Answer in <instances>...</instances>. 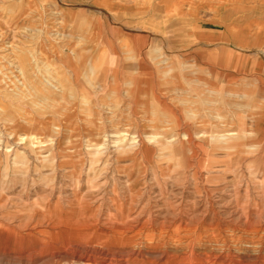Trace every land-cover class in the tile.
<instances>
[{"label":"rangeland","instance_id":"1","mask_svg":"<svg viewBox=\"0 0 264 264\" xmlns=\"http://www.w3.org/2000/svg\"><path fill=\"white\" fill-rule=\"evenodd\" d=\"M196 28L203 31L202 35L196 36ZM227 30L234 35L227 36ZM134 35L136 40L132 39ZM122 48L131 52L120 56ZM136 49L139 60H146L145 51H150V70L158 74L150 78L156 85L154 92L150 91V99H146L150 105L160 103L158 124L179 130L190 128L195 141H202L195 137L197 132L211 130L217 124L222 127L226 122L233 127L243 125L249 132L264 129V0H0V214L18 204L34 203L36 196H17L22 188L28 193L34 188L55 186L63 190L71 186V194L42 196L41 203L55 200L71 209L80 207L86 211L83 220L90 222L98 217L99 226L109 231L114 223L105 222V218L116 216L117 198L124 202L122 210L128 207L131 211L129 234H139L128 244L108 246L110 264H218L219 260V264H228L226 255L240 257L239 263L234 264H264V158L256 159L257 151L234 164L229 174L238 179L227 181L215 180L210 172H196L201 167L196 163L190 167L163 163V152L168 150L164 147L138 158L127 151L122 153L118 142L103 137L105 142L101 145L92 142L90 150L85 148L94 126L99 127L101 122L95 119L99 113L90 106V101H96L93 84H99L101 74L100 69L91 65L96 60L118 65L119 59L133 55ZM166 59L171 68L163 66ZM116 70L120 68L116 66ZM18 73L24 74L21 80L13 77ZM173 76L185 92L177 90L180 87L171 90ZM102 77L105 80L106 76ZM93 79L97 83H92ZM197 82L246 95H228V104H219L214 102V94L205 89H200L204 92L201 95L194 91L192 85ZM251 93L258 95L255 100L248 96ZM183 94L190 99L187 106L178 99ZM144 100L141 97L137 102ZM137 102L127 99L115 113L109 111L113 116L104 114L108 121L103 133L112 137L113 131L131 128L138 138L148 141V136L155 132L148 126L153 117L146 118L142 109L135 106ZM86 103L90 107L84 110ZM236 103L245 106L236 109ZM257 133L255 138H259ZM30 135L43 143L24 150L21 147ZM66 143H74L70 155L66 153ZM18 147L38 172H43L41 160H54L63 163L59 172H69L70 176L59 173L50 181L32 168L28 174L16 177L15 185L3 184L9 161ZM52 147L58 149L54 154ZM98 149L100 156L92 154ZM88 157L114 161L105 167L108 178L91 179V188L87 187L89 180L79 178L89 168L84 166ZM69 158L71 167L65 169ZM141 159L153 162L136 163ZM25 167L23 163L21 168ZM123 169L125 173H121ZM77 183L83 188V198L79 200L73 196ZM132 188L137 195L129 193ZM199 223L206 225L204 230ZM217 225L219 229H214ZM200 230L202 243L190 242ZM179 233H183L180 238ZM153 234L162 238L151 244ZM209 235H217L219 241L225 240L224 244L215 246ZM150 244L157 250L150 248ZM88 254L92 258L90 263H95L94 253L88 250ZM0 257L14 259L17 255ZM225 259L227 263L222 261Z\"/></svg>","mask_w":264,"mask_h":264},{"label":"crops","instance_id":"2","mask_svg":"<svg viewBox=\"0 0 264 264\" xmlns=\"http://www.w3.org/2000/svg\"><path fill=\"white\" fill-rule=\"evenodd\" d=\"M195 31L196 36L203 33L200 28H196ZM225 34L231 37L234 35V32L230 33L229 30H227ZM136 38H138L136 35L132 36V39L136 40ZM119 50L120 56L121 54L123 55V52H131V49L129 48H122ZM145 52L148 56L146 60H139L136 58L137 56H139L136 49L135 51H133V55L130 54L128 56H124V59H119L118 65H116V62L109 65L108 62H105V64L103 63L104 61L98 60H96L93 65H91L96 66L98 69H100L101 74L100 80L98 81L99 84H93V92H95L94 90L97 91L95 98L96 101H90V106L94 109L95 112L99 113L98 117L100 118L95 117V119H100L101 122L99 127H97V125L94 126V130L92 131L93 133L91 132L92 136L88 140H86L87 142L84 146L87 150H90L92 148L90 145L92 142H95L98 145L104 143L105 141L103 140V137L108 138L107 141L113 140V142H118V146L122 148V153H126L127 151V153L135 154V156H137L138 158L145 157L146 153L152 152L158 147H164L168 148V150L163 152V155L166 156V160H163V163H179L187 165L188 167L196 163L198 165H201V167L198 168L199 170H197L196 172H210L213 176L212 178H214L215 180L226 179L227 181L231 179H238L236 177L230 176L229 173L233 165L238 164V161L245 156L253 154L257 151L258 157L255 158H264V129L257 128L255 131L249 132V129L245 128V126L243 125L233 127L228 124V122H226L222 124V127L218 126L217 124L215 125L216 127L211 130L200 133L197 132L195 137L202 141H195L190 128L179 130L177 128L165 127L161 124H158L161 123V119L157 118V112L159 110L158 107L160 103L159 105H150V103L146 100L150 99V91L153 93L154 87L156 85V83L150 78H152L154 75L158 76V74L150 70V51L146 50ZM151 63L154 62L152 61ZM116 66L120 68L119 71L116 70ZM163 66L171 68L167 59L164 60ZM103 69H107V71ZM170 71L173 70L170 69ZM106 72L108 74H106ZM104 75L106 76L104 77L105 80H102L101 78H103L102 76ZM86 78V83H88L90 75ZM173 79L175 80V76H173ZM94 82L97 83V80H94L92 83ZM198 83L199 82L193 84L192 89L194 91H198V94L200 95L204 93L201 92L200 89H205L206 93L214 94V102H218L219 104H228L227 99L229 96L241 98L246 95L241 91L229 92L227 89H219L218 87L212 88L211 86L210 88H208L205 85ZM158 84L162 85L163 83L158 82ZM164 84H168V81H164ZM172 86L173 88H171V90H176L181 85L179 81L177 82L175 80ZM181 88L182 87L177 90H183L182 92L186 91L184 90V88ZM84 93L85 92H83V94ZM248 96H250L252 100H255L257 98L256 96L258 95L256 93H251L248 94ZM141 97L145 98V100L137 102ZM127 99L133 102H137L135 106H137V108L139 109H142L143 114L146 118L150 120V115L153 117L152 121L148 122V126H152L155 132L148 136V141H142V139L138 138L139 135H136L135 132H131V128H127V130L122 129L111 132L114 135L112 136L113 138L109 136V133H103L104 123L108 121V117L104 116V114L113 116L115 111H117L121 107V102H124ZM178 99L183 104L185 103L186 106L190 102L189 97L184 94L181 95ZM90 106L86 103L85 105H83V108L85 110ZM233 106L237 109V106L243 107L245 106V104L236 103ZM150 108H152L151 112ZM111 109L112 111H114V113L112 114L111 112H109ZM161 114H163V112H161ZM236 116L238 115L236 114ZM222 122L223 121H221L220 123ZM111 123H114V120ZM150 123H153V125H150ZM257 132L260 133L259 138H255L258 134ZM94 137L97 139H94ZM37 139L38 138L36 136L30 135V137H28V140L26 139L24 145L21 148L25 150L30 146V148L32 149H34V147H39L43 143V141ZM35 141L38 142V145H35V143H33ZM256 142H258V145ZM132 146L133 148L130 150L131 152L128 151ZM66 147V153L68 155L72 154L74 150V143H66ZM19 148L20 147L17 148L18 150L16 149L17 152H14L13 160L9 161L10 165L8 166L7 175H4L5 179L2 180L3 184H9L11 182L12 184L14 183L13 185H15L16 177L28 174V171L33 168L31 166V162ZM51 150L52 154H54L55 151H58V149L55 150L53 147ZM94 153L96 156L98 154L100 156L101 149L92 152V154ZM193 157H195V159H193ZM70 161L71 159L69 158L68 163H66L67 166L65 169L71 167V163H69ZM84 162L86 164L90 162L104 164L110 162L113 163L114 161L106 159L94 160L91 159V157H88L84 160ZM145 162L152 163L153 161H151L150 159L136 160V163L140 164H146ZM23 163H26L27 167L21 168ZM28 163L30 164L28 165ZM12 164H15L18 167L11 166ZM59 168H56V171H53V173L52 170H46L40 173L36 170V168H33V171L45 175L44 177L46 178V180L50 181L56 178L59 173H61L62 176H70L69 172H59ZM173 171H177V169L174 168ZM106 173L107 168L101 169L97 177H94V179H92L90 177H87L85 168L79 178L85 179V181L91 179L95 180L99 178L105 179L107 178ZM45 183L48 184V182ZM50 187L51 188L49 189H46L45 187L29 189L28 193L27 191H24L25 189L22 188V191H20V193L18 192L17 196H36V198H33L34 203H29L28 205H25L26 203L24 205L18 204V207H16L15 209H10L0 214V254L4 256H6L7 254L17 255V257H15L14 259L0 257V264H91L90 261L92 258L89 256L88 250L81 246L76 248L78 242H75L71 239L73 237L69 235L68 230H64L65 225H58V222L49 220L47 218L42 219L44 215H48L46 214L47 212H53L54 214L57 210L69 211L71 209L68 204L62 206L61 204L54 202L55 200H52L50 203H41L43 201L42 196L54 195L55 197H58L60 194L65 195L66 193L69 195L72 192L71 186H68L67 189H63L64 191L60 190L59 188H54L55 186ZM31 190L33 193L31 192ZM38 196L41 197L38 198ZM56 201H58V198H56ZM5 219L11 221L9 223H6ZM7 244L8 246H6ZM98 253H94L95 263L93 264L111 263L107 261V255L109 253L107 248H104V250H100Z\"/></svg>","mask_w":264,"mask_h":264},{"label":"bare ground","instance_id":"3","mask_svg":"<svg viewBox=\"0 0 264 264\" xmlns=\"http://www.w3.org/2000/svg\"><path fill=\"white\" fill-rule=\"evenodd\" d=\"M77 39V38H76ZM2 50V49H1ZM9 50V49H8ZM11 60V59H10ZM14 61V60H13ZM12 61V62H13ZM12 64V63H11ZM15 65V64H14ZM20 71V70H19ZM18 71V72H19ZM24 76L23 73H18V74H15L13 77L16 79V80H21ZM21 84V83H20ZM108 112V111H107ZM174 144V143H173ZM174 146V145H173ZM177 146V145H176ZM178 151V150H177ZM87 162V161H86ZM146 163V162H145ZM40 165L42 166L43 168V171H46L45 168L49 169V170H52L53 171H56L55 169L56 168H59L63 165V163H54V161H48V160H41L40 161ZM39 165V166H40ZM150 165V164H149ZM156 165V164H155ZM84 166H88V170H86V174H87V177H90L92 179H94V177H97V175L100 173V170L103 169V167H108V166H111L110 163H95V162H90V163H85ZM102 166V167H101ZM112 168V167H111ZM121 168H124L123 166L120 167ZM40 169V168H39ZM125 170L126 169H123L121 170V173L124 172L125 173ZM81 173V172H80ZM110 174V173H109ZM82 175V174H81ZM122 175V174H121ZM114 177V176H113ZM108 178V177H107ZM111 178V177H110ZM145 179H147L145 177ZM87 181V180H86ZM134 181V180H133ZM149 181V180H148ZM129 182V180H128ZM131 182V181H130ZM126 183V182H125ZM141 184H144V182H142ZM113 186V185H112ZM88 188H91V183H90V180H89V184L87 185ZM147 187V186H146ZM149 188V187H148ZM147 188V189H148ZM82 186L80 184L77 183L76 186H74V191H73V196H75L76 200H79L80 198H83L82 195H80V192L82 193ZM113 189V188H112ZM135 188H132L131 189V192L129 191V193L131 195H137V191L134 190ZM146 189V188H145ZM86 190V189H85ZM84 190V191H85ZM111 190V189H110ZM117 191V190H116ZM128 191V190H127ZM68 192V191H67ZM149 192V191H148ZM116 193V192H115ZM75 194V195H74ZM83 194V193H82ZM111 194V193H110ZM80 195V196H79ZM128 195V194H127ZM143 195V194H142ZM149 196V195H148ZM78 197V198H77ZM119 197V196H118ZM137 197H140V196H136ZM150 197V196H149ZM67 198V197H66ZM117 198V197H116ZM140 200V199H139ZM116 203H115V209H116V212L117 214H115L116 216H112V215H106V218H105V222H113L114 224H112L111 226H113L114 228L112 230H108L107 228H102L99 226L98 222H99V218H95V219H92L90 222L86 221V220H83L82 216H83V212H86L85 210H83L82 208H75V209H70L69 211H65V210H57L55 211V213L53 214V212H47L46 214L48 215H44L42 219H49V220H53L55 222H58V225H65V228L64 230H68L69 231V235H71V238L73 241L75 242H78V245L76 247H83L85 248L86 250H89L91 253H98L100 250H104V248H107V250L109 251L110 248L108 247L109 245H113V244H117L119 242L123 243V244H128L130 242H132L133 239L136 238V236L139 234V231H136L135 234H129L130 233V229L131 227L129 226V224L132 222V219H131V211H128V207L126 208V211L122 210L123 209V204L124 202L117 198L116 200ZM145 201V200H144ZM127 202V201H126ZM139 203V202H138ZM137 203V204H138ZM148 203V202H147ZM135 204V205H137ZM200 205V204H199ZM119 207V208H118ZM149 207V206H148ZM140 208V207H139ZM113 209V208H112ZM138 209V208H137ZM144 209V208H143ZM238 209V208H237ZM139 210V209H138ZM236 210V209H235ZM239 210V209H238ZM137 211V210H136ZM235 212V211H233ZM142 212H140L141 214ZM230 213V212H229ZM236 213V212H235ZM232 215V213H231ZM141 216V215H140ZM81 217V218H79ZM139 217V216H138ZM242 217V216H241ZM103 218V217H102ZM239 218V217H238ZM98 221V222H97ZM140 221V220H139ZM150 221V220H149ZM185 221V220H184ZM182 222V221H181ZM174 223V222H173ZM172 223V224H173ZM187 223V222H186ZM209 223V222H208ZM206 223V224H208ZM136 224V223H135ZM138 224V223H137ZM156 224V223H155ZM217 224V223H214V225ZM107 225V224H106ZM154 225V224H153ZM196 225V224H195ZM198 225V224H197ZM150 226V225H149ZM192 226V225H191ZM194 226V225H193ZM199 226L202 228L203 226H206V225H203V223H199ZM144 227V225H143ZM155 227V226H154ZM172 227V226H171ZM218 227L220 226H216L214 229H217ZM157 228V227H156ZM190 228V227H189ZM195 228V227H194ZM135 229V228H134ZM149 229V228H148ZM169 228H167L168 230ZM187 229V228H186ZM203 229V228H202ZM207 229V228H206ZM213 229V231H214ZM219 229V228H218ZM150 230V229H149ZM198 230V229H197ZM204 230V229H203ZM208 230V229H207ZM206 230V231H207ZM258 230H260V228H258ZM188 231V230H187ZM191 231V230H190ZM219 231V230H218ZM158 232V230H157ZM156 232V233H157ZM170 232V230H169ZM182 232V231H181ZM185 232V231H184ZM189 232V231H188ZM217 232V231H215ZM141 233V232H140ZM187 233V232H186ZM190 233V232H189ZM199 234H193V237L189 240H191L190 242H201L203 240V236L200 235L201 230L198 232ZM210 233V232H208ZM48 234V233H47ZM165 234V233H164ZM180 234V233H179ZM206 234V233H205ZM216 234V233H215ZM163 235V233H162ZM173 235V234H172ZM176 235V234H175ZM181 235H183V233L180 234L179 238L181 237ZM207 235V234H206ZM205 235V236H206ZM224 235V234H223ZM143 236V235H142ZM141 236V237H142ZM189 236V235H188ZM192 236V235H191ZM204 236V237H205ZM221 236V235H220ZM168 237V236H167ZM184 237V236H183ZM190 237V236H189ZM222 237V236H221ZM219 237V238H221ZM228 237V236H227ZM240 237V236H239ZM160 239L162 237H160L159 234H153L152 236H150V243L153 242L154 240H157V239ZM171 238V237H170ZM176 238V237H175ZM55 239V238H54ZM168 239V238H167ZM178 239V238H177ZM184 239V238H182ZM209 241L211 242H214L219 244L221 242V244H224L225 240H221L219 241V239L217 238V235L216 236H210L208 237ZM143 240V239H141ZM174 241V238L172 239ZM205 240V239H204ZM235 240V239H234ZM237 240V239H236ZM117 241V242H116ZM159 240H157L158 242ZM163 241V240H162ZM161 241V242H162ZM184 242V240H182ZM208 241V242H209ZM242 241V240H241ZM145 242V241H144ZM156 242V241H155ZM164 242H167V241H164ZM181 242V241H180ZM207 242V243H208ZM176 245L179 246V244L177 242H175ZM175 243L173 242V244L175 245ZM182 243V242H181ZM202 243V242H201ZM231 243V241H230ZM238 243V242H237ZM152 244V243H151ZM150 244V248H153L155 250L156 247H152V245ZM171 244V243H170ZM172 244V245H173ZM199 244V243H198ZM239 244V243H238ZM136 245V244H135ZM143 245V244H142ZM169 245V243H168ZM188 245V244H187ZM207 245V244H206ZM212 245V244H211ZM230 245V244H229ZM138 246V245H137ZM164 246V245H163ZM183 246V244H182ZM216 246V244H215ZM220 246V245H219ZM223 246V245H222ZM221 246V247H222ZM225 246H228V245H225ZM224 246V247H225ZM43 247V246H42ZM48 247V246H47ZM75 247V246H74ZM169 247V246H168ZM185 247V244L184 246ZM195 247V246H193ZM144 248V246H143ZM142 248V249H143ZM165 248V247H164ZM163 248V249H164ZM188 248H191V247H188ZM231 248V247H230ZM47 249V248H46ZM68 249V248H67ZM66 249V250H67ZM125 249V248H123ZM131 249V248H129ZM187 249V248H186ZM197 249V248H195ZM233 249V248H232ZM242 249V248H241ZM48 250V249H47ZM74 250V249H73ZM81 250V249H80ZM128 250V249H127ZM133 250V249H132ZM130 250L132 253L133 251ZM136 250V249H135ZM145 250V249H144ZM147 250V249H146ZM178 250V249H177ZM182 250V249H181ZM190 250V249H189ZM83 251V249H82ZM143 251V250H142ZM164 250H162V252H164ZM170 251V250H169ZM172 251V250H171ZM187 251V250H186ZM222 251V250H221ZM229 251V250H228ZM235 251V250H234ZM239 251V250H238ZM41 252V251H40ZM69 252V251H68ZM67 252V253H68ZM76 252V251H75ZM78 252H79V249H78ZM77 252V254H78ZM103 252V251H102ZM117 252V251H116ZM122 252V251H121ZM128 252V251H127ZM144 252V251H143ZM190 252V251H189ZM210 252V251H209ZM233 252V251H232ZM58 253V252H57ZM64 253V252H63ZM130 253V252H129ZM131 253V254H132ZM139 253V252H138ZM145 253V252H144ZM166 253V251H165ZM193 253V252H192ZM205 253V251H204ZM48 254V253H47ZM51 254V253H50ZM99 254V253H98ZM109 254V253H108ZM150 254V253H149ZM209 254V253H208ZM85 255V254H84ZM129 255V254H128ZM158 255V253L156 254V256ZM55 256V255H54ZM57 256V255H56ZM77 256V255H76ZM89 256H91L89 254ZM95 256V255H94ZM133 256V254H132ZM159 257L161 255H158ZM213 258H214V255H212ZM59 257V256H58ZM129 257V256H128ZM140 257V255H139ZM219 257V256H218ZM156 258V257H155ZM223 258V257H222ZM226 258L229 259V263L231 262V264H234V263H239L237 262L240 261V257L237 256V255H226ZM109 259V258H108ZM88 260V259H86ZM207 260V259H206ZM215 258L212 260L214 261ZM236 260V261H235ZM222 261H225L227 263V260H222ZM221 261V262H222ZM243 261V260H241ZM208 262V261H207ZM210 262V261H209ZM208 262V263H209ZM220 262V260H219ZM218 262V264H219ZM211 264V263H209ZM221 264H224L221 263ZM243 264V263H242Z\"/></svg>","mask_w":264,"mask_h":264}]
</instances>
